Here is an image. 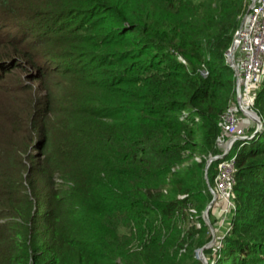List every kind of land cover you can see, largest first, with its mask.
Masks as SVG:
<instances>
[{
	"label": "trees",
	"instance_id": "trees-1",
	"mask_svg": "<svg viewBox=\"0 0 264 264\" xmlns=\"http://www.w3.org/2000/svg\"><path fill=\"white\" fill-rule=\"evenodd\" d=\"M250 2L0 0V264H197ZM252 107L264 122V71ZM235 152L208 264H264L238 211L264 198V127Z\"/></svg>",
	"mask_w": 264,
	"mask_h": 264
},
{
	"label": "built area",
	"instance_id": "built-area-1",
	"mask_svg": "<svg viewBox=\"0 0 264 264\" xmlns=\"http://www.w3.org/2000/svg\"><path fill=\"white\" fill-rule=\"evenodd\" d=\"M233 42V60L237 68L234 71L235 90L238 85L239 101L236 92L235 104L221 114L222 132L216 141L221 146L223 155L220 153V158L216 159V171L211 186L215 195L213 204L216 198L221 197L222 208L232 205L234 161L237 152L233 155H229V152L232 148L235 149L237 141L240 142L236 151L253 137L248 136L246 131L249 121H254L245 110H253L255 91L264 71V0H252L241 29L235 31ZM225 56L228 61V51Z\"/></svg>",
	"mask_w": 264,
	"mask_h": 264
},
{
	"label": "rangeland",
	"instance_id": "rangeland-1",
	"mask_svg": "<svg viewBox=\"0 0 264 264\" xmlns=\"http://www.w3.org/2000/svg\"><path fill=\"white\" fill-rule=\"evenodd\" d=\"M2 83L5 85H8V84H11V81H9V80L3 81ZM253 110L256 111L257 114L260 115V117L262 118L261 114L258 112L257 109L253 108ZM249 125H253L252 121H249ZM263 127H264V125H263ZM239 142L240 141H237L235 143L234 148H236V146ZM260 182H262V183H260V185H261L260 187L262 188V191L264 192V180H261ZM206 184H207V182H206ZM207 186H208V184H207ZM225 207L222 208V200L220 197V198H216L215 203L208 210L209 220H210V217H212V221L210 220V224L214 227L216 239H215L214 243L212 244V246L206 248V249H208L206 253L204 252V249H203V254L206 257L207 262L209 261V258L211 255L216 254V252H214L213 250L218 249L222 245L221 244L222 238L232 228V218L234 217L233 214H234V211L236 210V206H235V202H234L233 198H232L231 207H229V208H227V206H225ZM238 211L239 212L241 211L242 213H240V214L243 215V219H241V220H244L243 223H242V221L239 222L240 232L243 236L254 235L259 230H263V228H264V198L263 199H259V198L245 199L244 202L242 203V206L239 208ZM201 217H202V213H201ZM203 222H204V224H205V226L208 229V232L210 234V239L208 240V241H210L211 240L210 228L205 223L204 220H203ZM197 224H198V222H197ZM210 249L213 252H211ZM196 257H197V255H196ZM197 259H198L197 264H203L202 261L198 257H197Z\"/></svg>",
	"mask_w": 264,
	"mask_h": 264
},
{
	"label": "water",
	"instance_id": "water-1",
	"mask_svg": "<svg viewBox=\"0 0 264 264\" xmlns=\"http://www.w3.org/2000/svg\"><path fill=\"white\" fill-rule=\"evenodd\" d=\"M251 3H252V0H251L250 4ZM248 8H249V6H248ZM247 11H248V9H247ZM247 11L245 12V14L243 15V17L241 19V22H240V25L238 27V30L241 29V27H242V25L244 23ZM234 48H235V45H234V42H232L231 46L229 47V49L227 51L229 52V57H230L229 58L230 60L228 59V62L230 61L229 62L230 65L233 67L234 71L236 72L237 68H236L234 60H233ZM237 84H238V82H237ZM236 92H237V100L239 101V86L238 85L236 86ZM245 111L249 112L250 118L255 122V129H254V132L251 134V135H254L256 132H259L262 129V127L264 125V122H263L262 118L260 117V115L257 114L256 111H254V110H245ZM220 155H223V153H221ZM220 155L218 154V155L208 156V158L206 160V163H205V168H204L205 181L208 184V189L211 192L212 198H211L210 202L207 204V206L205 207V209L202 212V219L209 226L210 231H211V240L206 242L203 246H201L200 248H198L196 250V255L202 261L203 264H208V262L206 260V257L203 254V249L212 246V244L214 243V241L216 239L214 227L210 224V220H209V217H208V210L213 204L215 195H214V192H212L213 190H212L211 185L209 184V181H208L207 169H208V167H209V165H210V163L212 161H215L217 158H220Z\"/></svg>",
	"mask_w": 264,
	"mask_h": 264
},
{
	"label": "clouds",
	"instance_id": "clouds-1",
	"mask_svg": "<svg viewBox=\"0 0 264 264\" xmlns=\"http://www.w3.org/2000/svg\"><path fill=\"white\" fill-rule=\"evenodd\" d=\"M233 42V41H232ZM232 44V43H231ZM231 46V45H230ZM229 49V48H228ZM227 52V51H226ZM227 60V59H226ZM228 62V61H227ZM229 63V62H228ZM229 65H230V63H229ZM235 73V72H234ZM254 124H255V122H254ZM251 135V134H250ZM250 135H248V136H250ZM253 136V135H252ZM220 154V153H219ZM215 155H218V154H215ZM212 156V155H211ZM215 161H217V160H215ZM212 186V185H211Z\"/></svg>",
	"mask_w": 264,
	"mask_h": 264
},
{
	"label": "crops",
	"instance_id": "crops-1",
	"mask_svg": "<svg viewBox=\"0 0 264 264\" xmlns=\"http://www.w3.org/2000/svg\"><path fill=\"white\" fill-rule=\"evenodd\" d=\"M253 123V122H252ZM250 125L247 126V128L249 127Z\"/></svg>",
	"mask_w": 264,
	"mask_h": 264
}]
</instances>
